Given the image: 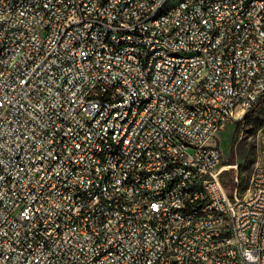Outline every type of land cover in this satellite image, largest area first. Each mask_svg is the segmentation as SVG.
<instances>
[{
  "label": "built area",
  "instance_id": "1",
  "mask_svg": "<svg viewBox=\"0 0 264 264\" xmlns=\"http://www.w3.org/2000/svg\"><path fill=\"white\" fill-rule=\"evenodd\" d=\"M160 2L130 0L132 15H120L118 0H0V264H264V136L244 198L228 196L213 143L264 98L261 2L176 0L156 21L150 10ZM238 16L247 25L233 31ZM223 35L231 44L218 48ZM130 40L143 48L121 50ZM156 41L187 59L163 60ZM218 53L228 62L217 63ZM203 58L212 70L197 95L193 77L203 74ZM188 89L193 102H181ZM143 96L150 104L138 107ZM103 115L111 124H102ZM108 126H115L113 146H121L116 181L94 195ZM169 179L181 187L164 190ZM127 189L160 214L161 237L136 206L121 207ZM180 194L186 204L174 206ZM162 208L173 209L175 220L162 218Z\"/></svg>",
  "mask_w": 264,
  "mask_h": 264
},
{
  "label": "bare ground",
  "instance_id": "2",
  "mask_svg": "<svg viewBox=\"0 0 264 264\" xmlns=\"http://www.w3.org/2000/svg\"><path fill=\"white\" fill-rule=\"evenodd\" d=\"M175 1V2H173ZM245 1V0H237ZM261 2V11H264V0H254ZM176 0H161L150 10V18L156 21H163L165 14L174 9ZM209 3H202L201 13H208ZM117 13L120 15H132V7L130 0H118ZM247 25L246 16H238L233 23V31H241ZM152 30H162L161 22H152ZM231 44L230 35H223L218 40V48H226ZM143 48L142 40H130L128 43H121V50H138ZM156 48L159 52H163V60L179 61L187 59V52L182 50H166V44L163 41H156ZM197 52L189 53V60H196ZM228 53H218L217 63H227ZM212 70V62L210 58H203V66L201 73L195 74L193 77V85L196 86L197 95H204L206 82L209 81V75ZM116 72H127V65H116ZM148 75H155V66H148ZM159 85L151 84V94H158ZM195 89H188V94L181 95V102H193ZM245 96H253V89H245ZM150 104V96L138 98V107H145ZM124 119H131V111H124ZM102 124H111V115H103ZM191 125H198V118H191ZM115 134V126H108L105 129L104 144L101 145V153H106L102 159V164H95V171H99V178L94 188V195H104L109 190L110 185H115L116 169L113 163L115 157L121 155V146H113V136ZM172 187H181V179H169V183H164V190H171ZM184 191H192V184H184ZM212 192H220V184H212ZM121 207L136 206L142 211V221L146 223L149 230L152 231L153 237H161V229L159 228L160 214L151 212V203L149 200H143L141 194L135 193L134 189L121 190ZM187 194L174 196V206H185ZM163 205H170V197H163ZM162 218L167 220H175V211L171 208H162ZM204 228H211V221H204ZM209 264V262H202Z\"/></svg>",
  "mask_w": 264,
  "mask_h": 264
},
{
  "label": "rangeland",
  "instance_id": "3",
  "mask_svg": "<svg viewBox=\"0 0 264 264\" xmlns=\"http://www.w3.org/2000/svg\"><path fill=\"white\" fill-rule=\"evenodd\" d=\"M175 2V1H173ZM235 133L238 136L235 138ZM264 136V98L242 119H232L216 135L213 143L221 151L219 179L229 197L248 195L258 158L259 139Z\"/></svg>",
  "mask_w": 264,
  "mask_h": 264
},
{
  "label": "trees",
  "instance_id": "4",
  "mask_svg": "<svg viewBox=\"0 0 264 264\" xmlns=\"http://www.w3.org/2000/svg\"><path fill=\"white\" fill-rule=\"evenodd\" d=\"M237 136H238V134H237V133H235V136H234V137L236 138Z\"/></svg>",
  "mask_w": 264,
  "mask_h": 264
}]
</instances>
